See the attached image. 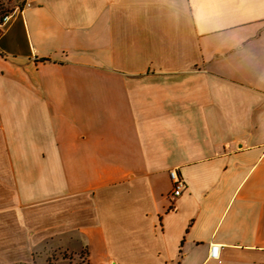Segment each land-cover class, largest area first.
I'll return each mask as SVG.
<instances>
[{"label":"crops","instance_id":"obj_1","mask_svg":"<svg viewBox=\"0 0 264 264\" xmlns=\"http://www.w3.org/2000/svg\"><path fill=\"white\" fill-rule=\"evenodd\" d=\"M3 16L10 264L49 244L81 264H264V0H20Z\"/></svg>","mask_w":264,"mask_h":264},{"label":"rangeland","instance_id":"obj_2","mask_svg":"<svg viewBox=\"0 0 264 264\" xmlns=\"http://www.w3.org/2000/svg\"><path fill=\"white\" fill-rule=\"evenodd\" d=\"M20 0H0V19L2 16L9 11L12 10V8L16 5H19ZM55 247L52 246V244H49V246H38L35 250L32 248V257L30 261L27 263L24 262H16L12 264H81L82 261L80 257L76 255H69L68 253L62 252L59 253V251H51L54 253H49L48 251L50 249H54ZM78 245L75 243H70L67 245L68 251L76 254V250L78 251ZM39 251V254H38ZM61 252V251H60ZM47 255V256H46ZM0 264H10V247H0ZM92 264H98L96 262H92Z\"/></svg>","mask_w":264,"mask_h":264},{"label":"built area","instance_id":"obj_3","mask_svg":"<svg viewBox=\"0 0 264 264\" xmlns=\"http://www.w3.org/2000/svg\"><path fill=\"white\" fill-rule=\"evenodd\" d=\"M28 6V4H26ZM9 16H3L1 19V23H4L8 20ZM168 177L170 179L172 188L170 192V198H175L185 189V183L183 179L177 174V172L173 169L168 172ZM209 257L216 258L217 257V246H210L209 249Z\"/></svg>","mask_w":264,"mask_h":264}]
</instances>
